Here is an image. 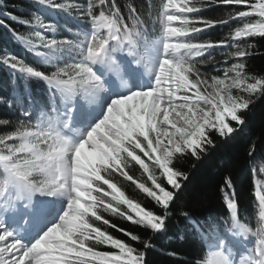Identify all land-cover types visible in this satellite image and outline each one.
I'll return each instance as SVG.
<instances>
[{
    "label": "snow or ice",
    "instance_id": "snow-or-ice-1",
    "mask_svg": "<svg viewBox=\"0 0 264 264\" xmlns=\"http://www.w3.org/2000/svg\"><path fill=\"white\" fill-rule=\"evenodd\" d=\"M225 27L222 39L205 35ZM0 38V264H151L156 253L264 264V183L258 225L231 174L227 211L201 215L177 206L188 177L175 164L243 136L264 99V72L248 63L264 41V0H0ZM244 151L250 173L264 174V136L250 133ZM173 219L188 259L160 243Z\"/></svg>",
    "mask_w": 264,
    "mask_h": 264
},
{
    "label": "trees",
    "instance_id": "trees-1",
    "mask_svg": "<svg viewBox=\"0 0 264 264\" xmlns=\"http://www.w3.org/2000/svg\"><path fill=\"white\" fill-rule=\"evenodd\" d=\"M138 2H147V0H138ZM153 5H158L159 0H151ZM155 12V9H154ZM223 9H216L210 15H222ZM229 29L227 27L217 29L205 35H211L214 40L222 39ZM2 42V38H0ZM249 69L254 73L264 72V41L257 38L256 54L249 58ZM6 77L0 74V85L5 81ZM248 128L241 137L232 140H221L216 137V148L210 149L209 154L202 160L196 161L191 158L178 159L175 164L179 169L186 172L187 180L183 181V187L178 193L176 201L177 206L187 207L197 214L221 215L227 211L223 193L220 191L222 187V179L225 175L231 174L234 184L236 186L237 195L241 201L242 215L247 212L245 219L253 218V222L257 224V203L254 198V183L262 182L264 174L250 173V163L246 160V153L244 151L245 141L250 133L254 134V138L258 141L261 136H264V99L257 100L250 111L246 113ZM256 167H259L257 164ZM132 174L139 177L141 171L136 166L131 170ZM143 178V177H142ZM126 193L134 200L141 203L146 209L159 211L155 203L148 198L146 194L142 193L130 181H122ZM105 217L122 227L136 232H142L138 226L125 221L120 217H113L105 214ZM102 227H106L101 225ZM114 235L123 237L121 233L115 232L114 229H109ZM181 224L178 220L173 219L169 225V234L166 239L160 243L164 247H175L182 255L180 259H188L193 252L190 243H186L182 235ZM101 250H110L101 248ZM149 259L151 264H167L166 258L160 256L158 253L150 254Z\"/></svg>",
    "mask_w": 264,
    "mask_h": 264
},
{
    "label": "rangeland",
    "instance_id": "rangeland-1",
    "mask_svg": "<svg viewBox=\"0 0 264 264\" xmlns=\"http://www.w3.org/2000/svg\"><path fill=\"white\" fill-rule=\"evenodd\" d=\"M137 167V169H139V167L138 166H136ZM140 170V169H139ZM141 172H142V170H140ZM139 177H140V179H142V180H144V181H146L149 185H150V181H147V177H146V175H141V174H139ZM143 177V178H142ZM261 183H264V178H263V181L261 182ZM255 185H254V187H255V189H256V182L254 183ZM257 203H258V201H256ZM258 211H259V208H258V210H257V221H258ZM257 225H258V222H257Z\"/></svg>",
    "mask_w": 264,
    "mask_h": 264
}]
</instances>
